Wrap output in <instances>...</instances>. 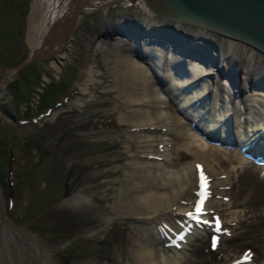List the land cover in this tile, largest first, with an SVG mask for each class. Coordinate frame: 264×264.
<instances>
[{
  "label": "rangeland",
  "instance_id": "374dc122",
  "mask_svg": "<svg viewBox=\"0 0 264 264\" xmlns=\"http://www.w3.org/2000/svg\"><path fill=\"white\" fill-rule=\"evenodd\" d=\"M51 1L56 9L42 15L47 25L40 27L39 35H45L44 27L48 32L53 19L62 15L71 0ZM135 1L89 0L80 4L82 7L70 21L64 46L53 55L59 36H54L52 45L48 43L51 48L47 49L46 43L35 53L29 42L34 0H0V264H128L123 252L132 254L133 234L139 230L146 236V232L142 233L145 222L98 211L111 209L119 198L125 174L140 169L130 167L133 164L127 166L133 160L136 140L132 139L128 148L124 139L132 127L121 107L123 79L115 80L113 72L116 65V73L123 67L124 62L117 56L120 49L102 47L94 52L98 39L128 15L144 23V29L161 21L157 16L146 17ZM57 23L56 31L62 30L65 23L60 19ZM178 27L186 32H208L185 24ZM113 34L110 37H115ZM209 34L226 48L228 39ZM254 53L250 68L264 69V55L256 50ZM128 54L137 58L133 52ZM28 58L31 60L27 64L16 68ZM154 80L158 95L172 98L168 104L160 103L166 106L170 102L163 112L172 108V117H182L184 113L178 108L182 91H166L157 78ZM13 82L18 89L15 94L8 89ZM88 82L91 83L87 85ZM44 90L46 97L53 99L40 108L38 99ZM204 114L206 121L214 120L215 116ZM157 131L165 135L164 130ZM184 136L187 139L181 140L188 141ZM195 143L200 146V141ZM222 147V151H209L215 174L206 177L209 199L223 204L215 205L218 212L207 207V216L220 221L221 231H215L214 223L194 227L198 234L187 232L190 242L178 236L184 238L178 242L180 247L169 240L159 243V255L174 260L187 255L194 264H230L248 250L249 262L240 264H264V164L251 160L238 167L237 151ZM175 156L174 164L156 159L170 178L184 176L186 165L194 160L193 153L184 148ZM191 180L196 182L195 173ZM191 190L186 198L193 194ZM185 199H181L184 205L188 203ZM159 220L154 226L158 232L164 229L163 224L168 229L182 224L177 218ZM213 238L218 240L215 247Z\"/></svg>",
  "mask_w": 264,
  "mask_h": 264
},
{
  "label": "bare ground",
  "instance_id": "6f19581e",
  "mask_svg": "<svg viewBox=\"0 0 264 264\" xmlns=\"http://www.w3.org/2000/svg\"><path fill=\"white\" fill-rule=\"evenodd\" d=\"M85 2H89V0H71L68 3L67 8L64 9L62 15L53 19L54 22L50 24L47 32L45 31L47 29L45 28L47 21L46 18H44L43 21L42 15L49 11H54V7L56 9V4L52 8L53 1L51 0H34L28 30V39L32 45L34 53L38 50L40 51L42 47H45L46 43L47 49L49 47L51 48L49 44L52 45V41L55 40L54 36H59L58 38L60 39H57L56 42L58 45L52 49L51 53L54 55L56 50L63 47L67 40L65 39V36L70 27V21L73 20L72 18L77 9L82 7L80 4H85ZM135 2L137 7H140V9L145 12L146 17L157 16L148 8L144 0H136ZM146 17L145 19H147ZM157 18H160L161 21L163 20L161 24L167 22L159 16H157ZM59 19L62 24L63 22L65 24H63L62 30L56 31L57 29L55 28ZM160 22H152L149 27L160 24ZM142 24L144 25V23ZM171 25L179 29L178 26L180 24L173 23ZM41 26H45L43 31L46 33L42 31V34L44 33L45 35H39L38 33ZM149 27L146 29H140L142 32L140 30L138 31H140V33L147 31L148 33L151 32L153 34L154 30ZM133 29L136 28L134 27ZM109 32L110 30L107 31L101 39H98L94 52L102 47L110 49L113 46L115 49H120L121 54L117 53V56L118 59L120 57L121 61L124 62L123 65L121 64L123 67L119 69L118 73H116V65L113 72L115 80H119V78L123 79V85L121 86L123 92L120 95L121 107L124 108L122 111L123 115L126 117L129 126L132 127L129 136L124 139H127L128 141V148H130L132 139L135 138L136 140L135 150L131 154L133 160H131L127 166L133 164L129 166H137L140 169L125 174V181L123 188H121V192L119 193V198L113 201L111 209L99 208V214H106L110 211L112 212L111 214H113H110L111 216L126 217L145 222V226L142 228L144 231H142V233L146 232V236L138 232L139 230L137 228L138 233L135 232L136 234H133V244L131 247L132 254L129 255L127 252H123L125 262L128 264H194L187 255H183L176 260L172 259L170 256L169 258L168 255H159V243L162 244L164 241L170 239L180 242V238L177 237L178 235H182L188 239L187 242H190L187 236L188 230L185 229V226L192 228L193 232L191 230L189 232L197 236L198 233H194L198 232L194 228L197 226V223L188 218L187 214L192 213L193 215H196V202L198 198L196 194H198V181L200 180V178L197 177L200 176L201 171L205 177L208 175H211L212 177V175L215 174L212 161L209 160L210 157H208V155L211 154L209 151L217 152L223 148L222 146H225L221 142H223L226 137L223 139H220V137L225 136L221 135L223 134V128L226 126H223L222 122L227 115L231 116L233 129L231 132L235 135L238 143L236 146H229L237 151L238 155L235 159L239 163L238 167L243 163L251 160L253 161L252 158L247 157L242 151V148H245L248 143H255L258 148L261 150L264 149V89L254 88L249 84V80L264 73V69L258 67L253 71L250 68L251 56L254 53L252 47L239 41L226 38L228 39L226 40L227 45L226 48H223L212 38L209 31L207 32V35L203 30L194 33L189 30L187 31V34L194 37L195 41L201 42L202 39L206 41V43H203L205 45L207 44L206 47L209 49L212 56L211 58L203 59L209 61L206 64L195 57L193 58L188 55L183 56L178 51H174L171 43L167 41L164 44L152 42L153 35H151V33H149L150 36L145 34L138 38L139 40L137 39L138 41L135 43V40L125 34L115 32L114 34H110ZM112 34L115 35V37H110ZM39 36L42 38L40 41H37ZM137 44L139 45L140 50L135 49ZM124 52L127 54L123 55ZM129 52H133L134 55H136L137 52L138 54L142 53L143 56L138 57L136 55L137 58L132 59L130 54H128ZM211 60L215 63H210ZM179 61H181L182 69L185 70V73L182 75H177L172 68V65L175 63L179 66ZM220 67L223 69L230 67L229 71L234 76H237L238 85L231 86L229 80L225 76L221 77L219 74ZM154 78H157L159 81L158 83L163 84L166 91L169 88H173V93H176L177 88L182 91L183 95L182 97L180 96V105L182 108L178 107L179 110L181 109L184 113L182 117H176V114L172 117V115H170L172 108H169V110L171 109L170 111L163 112V109H167L166 106L170 107V102L169 105L166 106H162L160 103L168 104V101H171L172 98L170 95H167L166 98L158 95L159 92L155 88ZM90 83L88 82L87 85ZM198 100H200V102L196 109L191 110V107H193ZM173 112L171 114H173ZM204 113H209L211 116H215L213 118L214 120L205 121L206 116ZM193 128L197 131L198 129H201V131L197 132L193 130ZM157 130H164L165 135L158 133ZM209 132L212 135L218 134L219 141H208L205 134ZM184 135L188 137V141L181 140L187 139ZM189 139L193 141L191 142ZM175 140H178V142ZM179 141H181V143ZM196 141H200V146L195 143ZM182 148L193 153V163L189 166L186 165L188 168L186 170L187 172L185 171L184 176L167 177L161 162H158L156 159L161 158L162 161L166 163L171 162L174 164L177 160L175 156L176 152ZM201 162L202 164H200ZM196 165H201V167L198 169ZM157 171H159L160 174ZM194 173L196 182L191 180V178L194 177ZM208 185L210 186V184H206L207 190L209 189ZM190 190L193 194L186 198L187 196L185 194ZM190 198L191 200L189 201ZM181 199H185V202L188 203L184 205V202L181 203ZM221 204V200L209 199L207 196L202 206L203 214L200 216L210 219L209 216H207V212L210 211L207 207L210 209L212 208L214 212H218V210H214L216 209L215 205L219 206ZM223 208L225 209V207ZM241 208H244V206ZM237 212L238 211L235 213L237 214ZM233 213L231 215H233ZM157 218L160 219L159 221L177 218L178 221H182V224L174 225V229H168L166 228V224H163L162 226H164V229L161 230L162 232H158L154 227L157 225V223H155ZM233 218L234 217H232V219ZM239 218H241V215ZM234 220L236 221V219ZM148 247H150V249ZM211 262L213 263V261ZM224 263L226 264V262Z\"/></svg>",
  "mask_w": 264,
  "mask_h": 264
},
{
  "label": "water",
  "instance_id": "95a60500",
  "mask_svg": "<svg viewBox=\"0 0 264 264\" xmlns=\"http://www.w3.org/2000/svg\"><path fill=\"white\" fill-rule=\"evenodd\" d=\"M148 8L157 16L161 17L166 23L156 24L152 26L154 30L152 42L164 44L166 41L171 43L173 50L178 51L180 54L195 57L205 64L209 61L203 59L211 58L209 49H207L206 41L202 39L201 42L194 40L190 34L175 28L173 23L186 24L195 26L207 30L209 32L223 36L224 38H230L241 43H244L254 50L264 55V0H144ZM133 25V26H131ZM142 23L135 20L133 17H125L123 21H118L113 24L111 33L125 34L137 41L138 38L143 35H149L142 32ZM136 29H133V28ZM140 30V31H138ZM105 32V30H104ZM138 39V40H137ZM204 42V43H203ZM203 43V44H202ZM211 44V43H210ZM213 45V44H211ZM136 50H140L139 45L135 47ZM138 57H142L143 54H136ZM31 59L24 60L16 66L20 68L27 64ZM179 66L173 64L172 68L177 75L185 73L182 69L181 61ZM210 63H215L210 61ZM181 65V66H180ZM229 68H219V74L221 77H226L230 85H238L237 76L233 75ZM262 73V72H261ZM236 78V80H235ZM264 73L249 80L250 86L258 89H264ZM192 85V84H191ZM208 96V95H206ZM200 100L196 101L198 104ZM223 137L220 139L225 140L221 142L226 146H236L237 139L232 134L231 116L227 115L223 120ZM220 135V136H221ZM230 139H229V138ZM213 142L219 141V135H212ZM249 146V147H248ZM243 149V148H242ZM244 153L249 156L260 159L264 156V149L258 148L254 143H248L245 146Z\"/></svg>",
  "mask_w": 264,
  "mask_h": 264
},
{
  "label": "snow or ice",
  "instance_id": "6c2138e0",
  "mask_svg": "<svg viewBox=\"0 0 264 264\" xmlns=\"http://www.w3.org/2000/svg\"><path fill=\"white\" fill-rule=\"evenodd\" d=\"M197 168L199 169L200 166L197 165ZM206 184H207V178L204 176L203 172L201 171L200 173V188H201V191L198 193V195L200 196V200H199V204L196 208V215H193L192 213H188V218L190 219H194L196 221V223L199 225V224H209V221L207 220H200V215L203 214V204H204V201L205 199L207 198L208 196V192H207V189H206ZM215 231L217 233H219L221 231L220 229V225H219V221L217 220L216 222V225H215ZM181 239H183V237H181ZM213 247L216 246V243H217V240L216 238H213Z\"/></svg>",
  "mask_w": 264,
  "mask_h": 264
},
{
  "label": "trees",
  "instance_id": "16d2710c",
  "mask_svg": "<svg viewBox=\"0 0 264 264\" xmlns=\"http://www.w3.org/2000/svg\"><path fill=\"white\" fill-rule=\"evenodd\" d=\"M30 66V65H29ZM29 66H26L25 68H27V67H29ZM25 68H23L22 70H24ZM22 73H23V71H22ZM19 83L17 82V85H18ZM14 86H16V82H13V83H10V85H9V87H8V89L10 88V91H11V93L12 94H15L16 92H17V90L18 89H16ZM47 86V85H46ZM18 88V87H17ZM12 89V90H11ZM52 99H53V97H51L50 96V99H48V97H46V95H45V90H44V92H42V94L41 95H39V99H38V102H39V105H40V108L42 107V106H44V105H48V104H50L51 102L50 101H52ZM56 99V98H55ZM27 100V99H26ZM25 100V101H26ZM15 101V100H14ZM24 101V102H25ZM15 102H17V101H15ZM19 102H21V101H19ZM18 102V103H19ZM27 105H29L28 103H27Z\"/></svg>",
  "mask_w": 264,
  "mask_h": 264
}]
</instances>
